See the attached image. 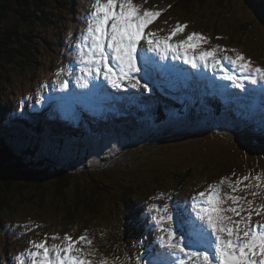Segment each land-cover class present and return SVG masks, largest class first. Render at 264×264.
Returning <instances> with one entry per match:
<instances>
[{"label": "rangeland", "instance_id": "1", "mask_svg": "<svg viewBox=\"0 0 264 264\" xmlns=\"http://www.w3.org/2000/svg\"><path fill=\"white\" fill-rule=\"evenodd\" d=\"M72 1H75L77 4H73ZM176 1L178 0H133V3L140 6L141 11L148 9L161 12V15L145 28L146 34L155 33L153 39L163 40L171 34V31L177 24L187 25V27L183 33H178L169 41L172 44L179 43L194 32L207 37V44L201 43L199 48L189 50L188 54L190 57H197L198 67L195 69L190 64L184 63L183 49H180L178 57L176 51H171L163 59L159 51L149 50V45L147 44L148 37L146 35L137 47L136 63L140 70L132 73L131 81L125 78L122 81L121 87L113 88L103 79V76L97 78L95 73L88 74L81 72L82 65L79 61L77 45L81 43V37L86 32L87 17L92 11L91 5L93 0H64L66 9L63 13H70L72 11V17L66 19L64 17L63 20L60 16L59 29L51 26L47 30L45 38L48 41L52 40L51 47L46 46L45 49L35 47L36 51L34 50L37 62L40 64L48 59L45 69L43 66L40 67L43 70L41 75L28 76V70L24 69L20 72H13L12 76L6 80H0V103L14 101L17 104V112H12L8 115L7 119L4 117L6 125L8 124L9 126L4 128L2 123V130L4 129L3 132L6 134L12 132V134L17 136L27 135L28 132V129L24 126L23 119L25 116L23 113H27L28 108L31 109V105L34 103L38 104L44 100L46 95L52 97L47 100L49 107L52 102L57 100H61L60 103L64 102L62 97L71 98L72 101L79 94L85 95L86 97L81 100V103L89 109V112L81 111L80 109L70 110L71 116L79 120H87L91 125L90 128L86 129H89V135L97 140H89L83 137V143L76 152L79 155H83L85 149L93 144L100 146L106 142L105 144L107 145L103 151L106 157H95L98 160L91 163L86 162V167L104 166L107 171L111 170L108 171L110 176L116 178L125 177L126 180L120 186L116 184V181L107 183L108 188L112 192L106 197V203L103 204L106 210L102 211L103 216L96 214L93 221L90 218L85 219L83 214L78 215L80 213L75 214L77 217L71 218V215L65 214L66 207L61 211V214H57L60 210L56 211L51 208L53 212L50 213L46 207L39 206L36 209L35 207L27 206L23 204V202H26L25 200L27 199L25 197L27 196L18 195L15 202L10 205L11 208L8 206L0 208V264H19L21 258H23L24 264H30L26 252L31 249L30 242L32 241L40 242L45 237H48L47 244L51 246L53 244H61L63 242L62 238L65 235H69L73 240H76L84 234L92 240V245L90 246L92 254L87 257V259L92 261V264H101L102 260H106L107 264H146L145 258L150 253V250L156 253L160 252L163 258L161 260L164 262L169 260L167 264H180V261H183V264H203L202 259L189 258L182 253L173 256L167 247L162 246L160 237L164 236L167 239V234L159 230L153 217H165L161 227L170 228L173 231L174 221L172 220L169 223L166 220L167 215L170 214L172 219H176L180 225V230H177L176 237L174 234V240L183 241L184 245H186L185 250L188 252L204 251L205 249L196 244L187 247L189 241L195 238L192 234L191 223L192 219L196 218L195 211L192 208L193 198L197 197L200 192L206 191L210 185L220 184L221 180L226 181L223 185H220L222 196L228 194L242 198L238 202L239 207L243 209L241 215L233 216L232 213H225V215L232 216L234 220L247 217L249 214L248 201H251V209L261 212L259 216L253 212L251 226L264 225V164H260L259 166L253 164L255 161L264 163L263 155H253L250 163L249 159L247 160L243 157L244 150L236 147V143H234L232 137L229 138L230 140H227L231 144H228V142L223 144L226 138L218 134L224 130L233 131L235 126L240 131L246 133L253 141H258L255 138L256 136H261L262 132H257L256 120L253 119L254 114L245 111L242 115L243 117L248 115L249 119L247 120H241L243 118L239 115H237L239 118L233 120L229 114H224L221 119L213 122L206 118L207 115L205 113L208 112L198 113V119H196L197 117L192 119L188 114L185 118L186 124L181 129L183 137L177 141L171 139L174 140L171 143H163L159 136L167 135L168 138L170 136L180 137L181 135H177L176 128L167 124L159 127L150 122H147L146 125H138L137 134L134 133L125 139L111 142L109 136L107 141L102 137L108 134L106 129L107 120L104 118L105 114H102L103 117H101V114H96L93 111L97 110L100 113H105V108L109 110L118 108L119 111L121 110L119 106H112L113 104L110 107H106L105 100L108 103L121 104L122 111L127 112V104L137 106L142 101L147 100V98L150 99L149 95L152 93L149 91L145 92V94H148L145 95L146 98L140 99L137 97L141 94L142 90L144 91V87H131V84L136 80H139L140 84L144 85V80L147 79L148 68L154 76L155 83L152 84L153 86H156L159 81L162 82L161 79L156 81V78L160 75L167 77L171 83L177 84L171 85L165 82L170 85L173 99H175L174 95L180 96L179 93L184 89L178 78L180 76H191L192 74L200 79L202 75L205 77L207 76L206 73H209L214 81L218 80V83L225 84L224 86L229 89H236L242 93L241 89L235 88L230 80L222 78L223 72H221L220 67H211V61H209L210 65L205 67L199 61L198 56L201 51L213 48L217 49V58L220 59L224 71L238 79L241 77L240 71L226 57L234 58L237 53H240L252 62V67L264 68V24L260 23L252 11V8L256 7L252 3L253 0H208L211 8H195L196 11L195 9L192 11L183 10L181 6L175 4ZM79 2L80 4H78ZM258 8L260 10L262 8L261 11L264 10L261 4L258 5ZM67 9H69V12ZM58 13L60 15L63 14L59 11ZM261 14L264 16V11ZM52 16L57 17L58 15ZM55 32L58 37L54 35ZM40 33L41 31H38L36 35L38 36ZM56 38L59 41H56ZM224 49H235V51H223ZM68 52L69 55L67 56ZM34 59L35 56L32 54L30 65L33 64ZM71 63L78 65V67H70L69 69ZM55 64L60 67H55L58 70H52ZM112 67L115 68V65H112ZM58 71L61 72L59 77L56 75ZM67 71L69 72L67 73ZM1 76H5V74L1 72ZM43 77L45 83L42 84L43 88H33ZM65 81H67V89L61 90V83ZM243 83L244 87L252 88L249 86L251 84L246 80ZM260 84H264V81L260 82ZM124 91L133 93L136 96L125 94V98H120L118 94H124ZM108 93L112 94L111 101ZM155 94L159 95L160 92L155 90ZM203 94L200 92L197 98L194 96V103L200 102ZM238 95L235 94V96ZM259 97L264 105V95ZM124 100L127 104H125ZM208 100L210 99L208 98ZM97 101L100 102L97 103ZM176 102L182 105L181 100L180 102L176 100ZM14 104H11L12 109L14 108ZM60 106L62 107V104ZM58 108H60L59 105ZM249 109L254 110V108ZM51 113V109L44 107L41 111H30L28 115L37 117L35 115L43 116L44 114L49 115ZM156 114L157 116L154 120L160 124L162 115L157 112ZM12 115V121H9ZM35 120H31V123L33 124ZM100 122H104V124L99 132H97L93 129V124L98 125ZM120 122L122 123L120 128L129 129V119L121 120ZM109 123L114 124V122ZM174 124L178 126L179 123ZM199 131L203 133H199ZM156 137H158L156 141H160L161 143H155L150 147L140 145L146 140H155ZM149 142L151 143V141ZM127 143L130 145H127ZM146 145H148L147 142ZM161 145L163 147L160 151L158 148ZM198 148L199 153L197 154L195 149ZM43 151L48 158H53L51 156L54 155L62 157L65 152L59 151L53 153L45 150V148H43ZM66 151L75 154L71 150ZM98 155L104 157L103 154L98 153ZM182 157L185 159L179 162L182 163L181 165L173 163V161H176L175 158L181 159ZM30 161L31 159L28 160L29 163ZM33 161L43 160L38 158ZM43 163L47 165L46 162ZM70 165L71 168H67L66 171H73L74 166L79 167L78 172L84 169V164L74 163ZM113 165H115V168H110ZM148 165H152L156 169L155 174L146 173V170L143 168ZM48 166L51 168L46 170L47 174H49L46 180L54 179L56 177L53 169L55 166L53 164ZM113 169H116L117 172L112 171ZM135 171L139 172V174L131 176ZM141 171H145L146 174H141ZM151 172H153L152 169ZM212 173H214V176L211 177L210 174ZM195 174H205V176L201 181L195 182L192 177L188 176H194ZM244 177H248V179L244 180ZM177 179H179L181 187H178V183L175 184ZM237 180L243 181L239 185L241 190L232 192L229 182L235 186ZM125 186L131 187L133 199L123 195L126 192L124 190ZM137 187H140V189L136 191L135 195L134 191ZM252 193H256L257 195L253 196ZM48 199L51 200L53 197ZM72 199L74 198L72 197L70 200ZM48 202L46 201V204ZM53 204L52 206H55ZM22 205L25 207H22ZM134 205H137V209L141 207L150 219L152 225L147 223L148 233L146 234L135 227L139 225L134 220L128 222L127 214L131 215L137 210L134 208ZM165 205L168 206V213H163L162 211ZM222 207H237V205H233L231 200H227ZM155 209H160L161 211H156ZM116 210H118V213ZM114 216H118L119 219H115ZM72 219H75V221L70 224H65V221H62ZM228 223L230 224V222ZM240 227L243 230L244 225L241 224ZM185 230L191 231L189 237L185 234ZM149 234L152 235L153 239L155 238L156 247L154 250L149 248L148 242L142 241L144 236ZM53 236H58L61 239L53 240L51 239ZM77 247L85 248V245L80 244ZM32 250L34 251L35 249ZM85 250L87 251V248ZM209 255H212L211 250H209ZM149 258L152 260L156 257L151 255ZM158 264H161V262H158Z\"/></svg>", "mask_w": 264, "mask_h": 264}, {"label": "trees", "instance_id": "2", "mask_svg": "<svg viewBox=\"0 0 264 264\" xmlns=\"http://www.w3.org/2000/svg\"><path fill=\"white\" fill-rule=\"evenodd\" d=\"M74 2L75 1H72L73 4ZM260 2L264 3V0H257L256 3L260 5ZM175 4L177 6H181L183 10L187 11H192L195 8H211V4L208 0H178ZM65 9L64 0H0V80H6L12 76L13 72H20L24 69L28 70V76L41 75L43 70L40 69V67L43 66L45 69L48 59L47 61L41 63L42 65L37 62L36 54L34 52V50L36 51L35 47L38 49H45L46 46L51 47L53 42L52 40L48 41L45 38L47 35L46 32L51 26L55 29H59L60 16L63 20L64 17L65 19L72 17V11H70V13H63ZM58 11L63 14L60 15ZM67 11L69 12V9H67ZM52 15L58 16L53 17ZM9 16L10 18L8 19ZM259 21L261 24L264 22L262 18H260ZM38 31H41V33L37 36L36 34ZM54 35L58 37L56 32ZM56 41H59L58 38H56ZM32 54L35 56V59L33 64L30 65V57ZM55 67L59 66L55 64L52 70H58L55 69ZM1 72L4 73L5 76H1ZM46 76H48V74H46ZM43 79L44 77L33 88H43L42 84H45ZM183 87V94H190L189 87L186 85H183ZM162 92L164 93V96L161 97L159 101L155 99L156 97L151 100L147 98L150 102H146L142 104V106H137L136 108L130 106V113L127 117L122 115V117L118 116L117 118H122V120L129 119L130 122L136 124L135 127L138 129V125L140 126L146 124L147 122L154 123V118L157 116L156 112L161 113L162 117L168 116L164 110L156 109L158 104H165V102L172 103L178 107L182 111L185 118L189 114L190 117L194 119L197 117L196 113L198 112H208L205 113L207 115L206 118L208 120H212V122L220 119L224 114H229L233 120L239 118L232 110L235 107L234 105H221L218 101L208 100V98H202L201 101L197 103H194V101L187 103L184 101V97H181L182 105H179L168 91ZM124 95L125 94L120 95L121 98H123ZM41 102L40 106L44 109V101L42 100ZM14 103V101L0 103V172L4 171V175L8 174L10 181L4 182L5 179L0 181V208L6 206L11 208L10 205L15 202L16 197L18 195H24L27 196L25 197L27 200H25L26 202H23V204L35 207L36 209L39 206L46 207V209H49L50 213L53 212L52 209H55L56 211L60 210L57 214H61V211L66 207V213H64L71 215V218H73L77 213H80L78 215L83 214L85 219L90 218L92 221L95 220L96 214L103 216L104 214L102 211L106 210L103 204L106 203V197H108L112 192V190L108 188L107 183L116 181V184L120 186L126 181L125 177L116 178L110 176L108 171L111 170L107 171L104 166L97 167L91 165V170H94L96 174L95 176H92L86 172L88 167H86L87 165L85 164L84 169L81 172H78L79 169L77 166H74L73 171H66L67 168H71L70 164L74 163L54 162V160L80 158L85 156L91 147L96 148L97 144H93L89 148L85 149L83 155H75L66 151L70 149L73 153H77L76 150L83 143L82 136H85L89 140L93 139L96 141L97 139L89 135L90 130L82 129L81 131V129H79L81 123H74V119L72 117H65L66 121H64V117H62L60 111H58L59 109L57 106L54 105V110L51 114H47V116H44L41 119L39 116L35 117L36 120L33 124L30 120L31 116L27 115L28 112L23 113L25 116L23 119L24 126L28 129L27 135L17 136L12 134V132L6 134L3 132L4 129L2 130V123L4 128L9 126L8 124L6 125L4 117L6 119V117L12 112H17V104ZM11 104H14L13 109L11 108ZM32 107L36 109L37 106L33 104ZM79 108L83 109V107L79 105L75 107V109L68 107L65 111L78 110ZM261 108L262 106L256 110L254 109L253 111L250 109L249 113L254 115L256 113L253 119L256 120L255 125L257 127V132L261 131L263 135V130L259 128L261 127L259 122L263 118L262 110H260ZM242 114L243 113L239 114L243 118L241 120L249 119L248 115L243 117ZM168 117L171 119L170 116ZM10 118L11 119H9V121H12L13 115L10 116ZM185 118L184 120L180 117L175 118L176 121L180 122V129H182L186 124ZM196 119H198V117ZM120 121L121 120L119 119L115 122ZM114 125L115 127H112L110 123H106L108 134L105 136L102 134V137L106 141L108 140V136L111 138L110 136L112 133L122 126V123H114ZM167 125L173 126V124ZM97 132H99V130H97ZM199 133L203 132L199 131ZM218 134L225 136L226 140L223 144H226L227 142L229 144L230 141L227 140H230L229 138L232 137L234 143H236V147L244 150L243 157L247 160L249 159L250 163L253 155L255 154L264 156V140L253 141L246 133L240 131L235 126L233 131L224 130ZM105 143L106 142H104V144ZM43 148L53 153L59 151L65 152L62 157L54 155L51 156L53 158H48V156L45 155ZM160 149L161 146L158 150ZM195 151L198 154L199 148L195 149ZM35 155L43 161H33L38 159ZM30 159L31 161L29 163L28 160ZM175 159L176 161H173V163L181 165L182 163L179 162L185 158L182 157L181 159ZM43 162H46L47 165ZM33 163L35 164L33 165ZM52 164L55 166L53 169L56 177L54 179L46 180L49 175L46 170H49L51 167L48 165ZM253 164L259 166L264 163L255 161ZM143 169L146 170L147 174L156 173V169L153 168L152 165L145 166ZM151 169L153 172H151ZM12 171L20 174H33L32 183H25L24 181L17 182L10 179ZM115 172L117 171L115 170ZM146 173L145 171H141V174ZM138 174L139 172L135 171L131 174V176ZM38 175L42 176L43 180L41 182L34 183V180ZM188 176L192 177L195 182H199L204 178L205 174ZM210 176H214V173L210 174ZM177 183L178 187H181L179 179L176 180L175 184ZM12 188H14V190H12ZM139 189L140 187L135 189V195L136 191ZM124 190L126 192L123 195L127 198L133 199L134 196L131 192V187L125 186ZM50 197H53V199H48ZM72 197L74 199L70 200ZM46 201H49L48 204H46ZM72 203L73 205L70 206ZM52 204L55 206H52ZM22 207L25 206L22 205ZM116 212L118 213V210H116ZM75 217H77V215ZM127 217L130 220H134L137 225H139L135 226L137 229L145 232L148 223L145 216L141 214L133 215L132 213L131 215L127 214ZM114 218L119 219L118 216H114ZM62 221H65V224H70L71 222H74L75 219Z\"/></svg>", "mask_w": 264, "mask_h": 264}, {"label": "snow or ice", "instance_id": "3", "mask_svg": "<svg viewBox=\"0 0 264 264\" xmlns=\"http://www.w3.org/2000/svg\"><path fill=\"white\" fill-rule=\"evenodd\" d=\"M91 7L92 11L87 17L86 32L81 37V43L77 45L79 61L82 65L81 72L95 73L97 78L103 76L113 88L121 87L125 78L131 81L132 73L140 70L136 63L137 47L146 35L149 50L159 51L162 59L171 51H176L178 57L180 49H183L184 63L190 64L194 69L198 67L197 57H190L188 53L189 50L199 48L201 43L207 44V37L194 32L177 44L169 42L178 33H183L187 25L177 24L171 34L163 40L153 39L155 33L146 34L145 28L161 15L160 11L148 9L141 11L140 6L134 4L133 0H93ZM217 51L215 48L201 51L198 59L205 67L209 65V61L211 67H220L223 72L222 78L230 80L235 88L243 90V82L246 80L251 85H260L259 90L264 92V84H260L264 81V68L252 67V62L240 53L234 58L226 57L240 71L241 77L238 79L224 71L220 59L217 58ZM223 51H235V49ZM112 65H115V68ZM56 75L59 77L61 72L58 71ZM131 87L143 88L146 85L136 80ZM66 89L67 81L61 83V90ZM247 179L248 177H244V180ZM225 182L221 180L218 185H210L206 191L200 192L193 198L192 208L200 224L192 223V234L195 238L189 241L187 247L196 244L205 249L204 251H186L183 241L174 240V233L170 228L161 227L165 219L163 216L153 217L159 230L167 234V239L161 236L160 242L172 252L173 256L182 253L189 258L202 259L203 264H264V225L251 226L253 212L258 216L261 212L251 209L252 202L248 201L247 217L234 220L232 216L225 215L232 213L233 216H240L243 211L238 205L241 197L228 194L222 196L220 185ZM242 183V180H237L233 186L229 182V187L232 192H236L241 190L239 185ZM252 195L257 194L252 193ZM227 200H231L237 207H222ZM162 211L168 213V206L165 205ZM166 220L171 223L172 216L167 215ZM241 224L244 225L243 230ZM51 239L61 238L53 236ZM47 240L48 237H45L40 242H30L31 249L26 252L30 264H92V261L87 259L92 254L90 247L92 240L86 234L76 240L65 235L61 244L51 246L47 244ZM80 244L85 245V248L77 247ZM209 250L212 251L211 256ZM19 264H24L23 258L20 259ZM101 264H107V261L102 260ZM180 264H183V261H180Z\"/></svg>", "mask_w": 264, "mask_h": 264}, {"label": "bare ground", "instance_id": "4", "mask_svg": "<svg viewBox=\"0 0 264 264\" xmlns=\"http://www.w3.org/2000/svg\"><path fill=\"white\" fill-rule=\"evenodd\" d=\"M74 4L76 5L77 3L76 2H74ZM78 4H80V2L78 3ZM264 7V6H263ZM13 10V9H12ZM261 10H262V8H261ZM260 10V12H263V11H261ZM195 11H196V9H195ZM194 14V13H193ZM193 19V18H192ZM69 55V52L67 53V56ZM211 63V62H210ZM210 63H209V65H210ZM70 67L71 68H74V67H78V65H75V64H70V66H69V69H70ZM69 71H67V73H68ZM158 74L160 75V73L158 72ZM206 75L207 76H205L204 77V75H202L201 76V78L199 79V78H197V77H195L194 76V74H192L191 76H180L178 79H179V82H180V84L183 86V85H186V86H188L189 87V92H190V94H183V92H181V93H179L180 94V96L183 98H185L184 99V101L185 102H187V103H189V102H192V101H194V96H195V98H197L198 96H199V93L200 92H202V93H204L203 94V98H209L210 100H216V101H218L221 105H234L235 107L232 109L233 110V112L236 114V115H239L240 113H245V111H248L249 112V108H254L255 110L256 109H258L260 106H262V108L260 109V110H262V116H263V118L260 120V122L262 121H264V105L262 104V102H261V99H260V97L259 96H261V95H264V92H261L259 89H260V85H249V86H251L252 88H249V87H244V89L243 90H241V92L242 93H240L238 90H236V89H229L228 87H226V86H224L225 84H221V83H218L219 81L218 80H216V81H214L213 80V78L210 76V74L209 73H206ZM146 80H144V85H146V84H149V85H152V84H154L155 82H154V76H153V73L151 72V70L148 68V72H147V75H146ZM159 79H161L162 80V82H157V85L155 86V87H158V88H160L161 89V91H168L171 95H172V92H171V88H170V86L167 84V83H169V84H171V85H177V84H173V83H171L170 82V80L169 79H167V77H164V76H158L157 78H156V81H159ZM165 82H167V83H165ZM147 87V86H146ZM253 89V90H252ZM175 91V90H174ZM235 94H239L238 96H235ZM111 93H108V97H109V99H110V101L112 100V97H111ZM120 95H122V94H118V96L121 98V96ZM143 95H148V94H143ZM205 95H207V96H205ZM150 96V100L151 99H154L155 97H156V94H154V93H152V94H150L149 95ZM175 97V99L178 101V102H180V100H181V98H180V96H177V95H174ZM213 97V98H212ZM63 98V101L64 102H61L60 104H59V107L60 108H62V109H64L65 107H68L69 105H70V103H71V98H67V97H62ZM65 98H67V99H65ZM212 98V99H211ZM200 99H202V97L200 98ZM59 101H61V100H59ZM125 101V100H124ZM146 102H150V101H148V100H144V101H142V103L140 104V105H137V106H142V104H144V103H146ZM35 104V103H34ZM62 104V107L60 106ZM112 104V103H111ZM125 104H127L126 103V101H125ZM81 105L83 106V109L82 108H79L81 111H87V112H89V109L87 108V107H85L82 103H81ZM116 106H119L120 108H121V110L119 111L118 110V108H113V109H110L111 111H113L114 113L112 114H109L108 112H107V115L105 114V117L104 118H106V120H107V123H109L108 122V119H109V115H113L112 117L113 118H117L118 116H120V117H122V115H125L126 117H127V115H129V113H130V111H129V107L130 106H132V105H130V104H127V106H126V110H127V112H125V111H122V107H121V104H119V103H116ZM137 106H133L134 108H136ZM52 107H54V106H52ZM238 108H241V109H238ZM92 110V109H91ZM108 110V109H107ZM109 110V111H110ZM36 111H41V109H36ZM58 111H60V113H61V115H62V117H64V121H66V118L65 117H72V118H75L74 116H71V112L70 111H62V110H58ZM93 111V110H92ZM104 111V110H103ZM93 112H95L96 114H101V117H103L102 116V114L103 113H100V112H98L97 110H94ZM118 112V113H117ZM199 113V112H198ZM198 113H196V115L198 114ZM151 114V113H150ZM255 115H256V113H255ZM254 115V116H255ZM39 116V115H38ZM44 116H47V114H44L43 116H39V118L41 119L42 117H44ZM240 116V115H239ZM86 117V116H85ZM84 117V118H85ZM154 118V117H153ZM165 118H168V119H170L168 116H165ZM31 120H33V119H35V117L34 116H32L31 118H30ZM75 119H77V118H75ZM120 120H122V118H119ZM127 119V118H126ZM221 119V118H220ZM77 120H79V119H77ZM81 120V125H80V127H79V129H81V131H82V129H85V130H87L86 128H90V125L91 124H89L88 123V121L87 120H84V119H80ZM86 121H87V124H86ZM259 122V123H260ZM104 124V122H100L98 125H95V124H93V129L95 130V131H97V130H100V128L102 127V125ZM154 124H156L157 126H159V127H163L164 125H166L165 123H163V117L161 118V120H160V124H158L157 122H154ZM111 126L112 127H115V125L113 124H111ZM83 137H85V136H82V138ZM160 137V139H162V141H163V143H171V142H174V140L175 141H177V140H179V138H182L183 137V132L181 133V136L180 137H177V136H170L169 138L167 137V135H165V136H159ZM158 139V137H156L155 138V140H146L144 143H142V144H140V145H142L143 147H149V146H151V145H153V144H155V143H161L160 141L159 142H157L156 140ZM171 139H174V140H171ZM149 141H151V143L149 142ZM146 142L148 143V145H146ZM163 147V145H161V148ZM68 150H70V149H68ZM160 151H161V149H160ZM75 154H77V155H79L78 153H75ZM264 157V156H263ZM115 168V165H113V166H111L110 168ZM91 168L92 167H90V166H88V168H87V171L86 172H88V174H90V175H92V176H95L96 174H95V171L94 170H91ZM105 168V167H104ZM106 169V168H105ZM116 169H113L112 171H115ZM134 203V202H133ZM188 211V210H187ZM98 212V211H97ZM134 214H138V215H143V216H145L146 217V219H147V222L149 223V224H151L150 223V219H149V217H148V215H146V213H145V211L144 210H142V208L140 207H138V209L133 213V215ZM187 214H188V212H187ZM129 221H130V219H129ZM128 221V222H129ZM195 223V224H197V225H199L200 223H199V221L196 219V218H193L192 219V222L191 223ZM152 225V224H151ZM178 226V225H177ZM182 229V228H181ZM177 230H180V226L179 227H175V228H173V233L175 234V237H176V233L178 232ZM185 232V234L189 237V235H190V232L191 231H184ZM145 234L146 233H148V229H146L145 230V232H144ZM174 237V238H175ZM143 242H148V246H150L149 248L151 249H153L154 250V248L156 247V243H155V238L153 239V237H152V235L151 234H149V235H145L144 236V238H143V240H142ZM151 255H153V256H155L156 258H154V259H150L149 257H151ZM158 256V257H157ZM161 259H163L162 257H161V254H160V252L159 253H156V252H154V251H152V250H150V253L147 255V257L145 258V260H146V264H158V262H161V264H167L168 263V261L169 260H166L167 262H164L163 260H161Z\"/></svg>", "mask_w": 264, "mask_h": 264}, {"label": "water", "instance_id": "5", "mask_svg": "<svg viewBox=\"0 0 264 264\" xmlns=\"http://www.w3.org/2000/svg\"><path fill=\"white\" fill-rule=\"evenodd\" d=\"M252 11L254 12L255 16L257 17V19H260V18H263L264 16L261 14L260 12V9L257 8V7H254L252 8ZM264 20V19H263ZM264 24V22H263ZM32 177H33V174H30V173H25V174H20V173H16V172H11V178L10 179H13L14 181H24L25 183H32ZM0 181L4 180V182H10L9 181V177H8V174L7 175H4V171H1L0 172ZM43 179H42V176H37L34 180V183H37V182H41ZM12 190H14V188H12ZM175 223V225L177 226L179 223L176 219H172Z\"/></svg>", "mask_w": 264, "mask_h": 264}]
</instances>
